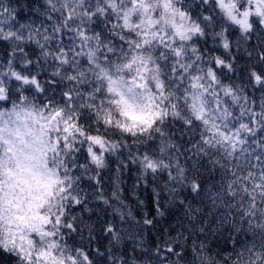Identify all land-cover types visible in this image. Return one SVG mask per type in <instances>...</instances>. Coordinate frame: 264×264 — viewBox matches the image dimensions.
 Returning <instances> with one entry per match:
<instances>
[{
	"label": "snow or ice",
	"instance_id": "obj_1",
	"mask_svg": "<svg viewBox=\"0 0 264 264\" xmlns=\"http://www.w3.org/2000/svg\"><path fill=\"white\" fill-rule=\"evenodd\" d=\"M0 264H264V0H0Z\"/></svg>",
	"mask_w": 264,
	"mask_h": 264
}]
</instances>
